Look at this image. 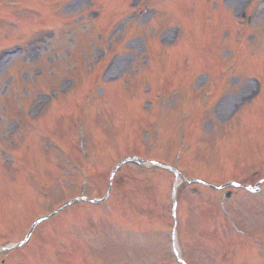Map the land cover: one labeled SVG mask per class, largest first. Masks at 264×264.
<instances>
[{"label": "rangeland", "instance_id": "obj_1", "mask_svg": "<svg viewBox=\"0 0 264 264\" xmlns=\"http://www.w3.org/2000/svg\"><path fill=\"white\" fill-rule=\"evenodd\" d=\"M51 1L40 9H54L55 0ZM65 1L66 13L50 21L32 7L36 0H0V27L2 21L8 24L0 29V49L15 43L14 38L26 42L12 54L0 51V248L23 239L36 217L62 203L104 195L114 163L128 154L172 165L180 152L178 166L186 179L217 184L231 179L253 184L264 175V94L255 102L251 99L256 93L254 77L264 75L263 4H257L251 27L243 33L240 25L231 31L226 12L211 11L212 2L195 0V6H203L199 16H180L178 11L186 10L189 0H170L178 2L177 7L169 0H116L119 13L113 26L105 27L109 36L102 42L93 34L99 22L97 6L91 4V14L84 17L87 0ZM240 1L224 0L233 10ZM160 37L167 44L160 43ZM71 44L80 45L76 49L85 65L97 60L100 51L90 50L95 46L117 52L115 67L94 91H106V81L115 80L120 87H112L120 93L90 98L79 117L84 125L97 123L81 137L77 125L71 126L81 106L71 105L66 112L63 97L54 103V112L43 113L42 125L25 120L35 113V101L43 98L38 92L52 88L45 77L34 83L35 73L53 69L57 76L51 85L62 83L59 73L68 64L63 58L75 49ZM146 60L155 68L143 65ZM130 80L138 84L131 83L132 91L125 90ZM155 128L157 137L152 134ZM49 129L54 131L52 142ZM37 130H46L47 140L30 141V149L22 154L23 137ZM80 147L87 150L86 156ZM24 159L26 165L28 159L34 161V170L19 171ZM182 181L163 168L124 164L112 178L105 205L76 201L40 221L23 246L0 249V264L1 258L5 264L9 259L10 264H171L162 240L164 228L174 230L169 233L172 244L188 264H263L264 249L258 242H264V182L258 194L231 187L232 196L224 199L225 191L203 185H197L203 194L197 196ZM175 183L179 185L173 198ZM15 189L20 197L12 196ZM14 201L19 203L18 214L11 213ZM235 237H247L236 252V246L230 250Z\"/></svg>", "mask_w": 264, "mask_h": 264}]
</instances>
